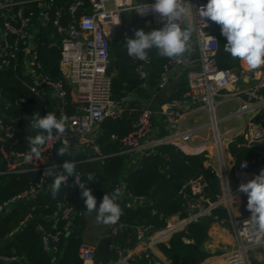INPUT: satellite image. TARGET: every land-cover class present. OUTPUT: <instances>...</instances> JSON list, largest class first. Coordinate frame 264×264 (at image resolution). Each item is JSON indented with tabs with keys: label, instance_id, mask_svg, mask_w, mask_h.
I'll return each instance as SVG.
<instances>
[{
	"label": "built area",
	"instance_id": "obj_1",
	"mask_svg": "<svg viewBox=\"0 0 264 264\" xmlns=\"http://www.w3.org/2000/svg\"><path fill=\"white\" fill-rule=\"evenodd\" d=\"M32 2L36 4L37 12L29 9V3ZM187 2L185 7L189 8V12L179 23L182 28L193 30L190 52L195 53L197 60L189 56H186L185 62L180 63L175 59H168L163 65L157 85L158 89L164 90L171 82L172 75L182 70L185 71L183 76L188 82L187 91L182 99L168 101L157 110L151 107L142 109L137 114L132 131L124 137L112 135L111 140L121 147L119 155L128 157L133 162L140 161L160 145L174 144L179 147L178 142L189 143L192 132H182L177 127L194 109L205 108L212 115L211 124L215 133L213 145L222 165L219 171L212 166L210 168L221 181L222 195L212 202L207 197L209 184L204 177L187 178L181 192H189L193 197L186 209L188 216L171 218L164 229L157 231L153 225L135 226L136 247L130 250L117 244L111 245L110 251L117 255V259L107 264H132L135 256L144 253L139 250L147 243L151 242V246L145 252L153 250L154 245L168 242L175 233L186 229L188 225L212 217L213 212L219 208L226 209L235 238L234 247L224 254L228 264H252V252L264 247V235L251 234L248 221L250 215L244 216L237 212L234 198L238 191L230 187L223 158V141L226 148L237 136H243V144L248 148L263 143L264 121L253 120L233 136L221 135L214 115L216 99L225 91L243 95L248 102L264 106V66L256 70L241 67L236 71L221 68L217 59L218 25L207 18L204 21L198 13V8L206 5L208 0ZM154 3L155 1L137 0H71L64 14L58 8L56 0H0V72L8 68L21 69L23 78L20 80L23 87L40 101L26 96L6 101L0 93V164L5 166L4 170H0V176L40 173L38 181L29 190L0 200V217L10 215L18 203L44 193L47 186L51 188L50 184L46 185L49 176H44L43 172L53 163L62 170V164L55 158L58 146L69 145L73 148L71 152H76L77 156L84 155L86 162L104 163L107 155L98 144L101 127L109 119H122L128 101L125 98L120 101L112 99V76L108 71L112 64L113 30L125 14L133 15L138 21L148 24L152 30L162 28L164 22L150 7ZM42 29H52L61 38L59 68L63 79H53L44 72L37 48ZM150 60L149 55L147 62L137 61L136 70L144 88L147 87L146 67ZM132 111L135 110L129 112ZM36 112L41 117L48 112L55 113L58 118L66 115L68 127L62 136H55L45 145L40 160L33 159L26 164L23 157L29 150L19 149L21 140L17 138V134L22 129L32 130L29 125ZM156 117L163 119L168 135L161 136V127L154 122ZM216 132L219 135L217 138ZM203 153L201 151L199 154ZM205 156L209 158L206 153ZM252 164L259 169L264 167V152L253 159ZM74 181L75 177H69L68 184L62 186L78 187ZM81 182L85 183L82 179ZM86 187L89 188L87 183ZM117 189L123 194L119 201L129 209L141 207L146 202L144 197L134 196L123 182L114 187V191ZM90 190L92 192L93 188L90 187ZM122 213L116 224H109L110 233L107 237L113 238L127 227L123 221V208ZM86 214V210L76 208L67 200L57 202L49 217L50 230H44L41 236L43 250L47 253L56 252L62 237L72 233L76 220L84 218ZM32 217L29 214L13 233H18ZM96 251L97 246L83 243L79 249L82 264H103L97 260ZM17 261V256L3 254L0 250V264ZM161 264L172 263L162 261Z\"/></svg>",
	"mask_w": 264,
	"mask_h": 264
},
{
	"label": "trees",
	"instance_id": "obj_2",
	"mask_svg": "<svg viewBox=\"0 0 264 264\" xmlns=\"http://www.w3.org/2000/svg\"><path fill=\"white\" fill-rule=\"evenodd\" d=\"M33 1V0H28ZM58 8L65 14L71 0H56ZM137 1H155V0H137ZM29 9L36 12V4L29 3ZM133 29H138L137 19L134 18L124 37L116 46V53L113 54L112 44V64L109 68V74L112 76V99L120 101L128 99L126 111L122 119L107 120L102 125L101 135L98 144L104 154L107 155L104 163L86 162L84 155H78L73 159L71 154L63 157L57 155L58 146L55 151V158L59 164L63 161L72 160L77 163V172L80 174L83 182L93 188L92 195L97 199V206L102 201L105 193H112L114 187L123 182L130 192L136 197H144L146 202L141 207L129 209L125 203L120 204L124 209L125 215L123 221L127 227L122 229L117 236L105 237L97 246L96 257L99 262H107L117 259V255L110 251L111 245H120L133 250L137 245L134 228L137 225H153L155 230L164 229L168 221L178 216L185 218L188 216L186 209L193 197L189 192H181L183 183L187 178L204 177L209 184L207 197L212 202L216 201L222 195V185L219 177L213 173L210 167L205 164L208 158L203 154H188L183 149L174 144H163L156 148V151L142 157L135 168L129 171L119 181V176L126 168L127 163L133 160L119 155L121 147L111 140L112 135L124 137L132 131L137 114L144 108L151 107L153 101V91L157 88L158 79L163 65L168 58H161L156 50L149 51L151 60L147 66L148 79L147 87H143L137 72V60L127 55L124 44L126 35H132ZM216 34L219 39L218 64L221 68L231 69L233 71L241 68L240 61L233 59L224 51V44L227 40L221 35V28L218 25ZM123 36V35H122ZM56 41V46L51 43ZM61 38L52 29H42L38 36V50L44 65V72L53 79H63L59 68L61 52L59 49ZM186 56L194 58L196 55ZM22 70L13 68L4 69L0 72V93L6 101L26 96L31 100L38 101L22 85ZM185 75L179 82H176L173 89L171 100L182 99L187 91V81ZM133 95L129 98V95ZM40 102V101H38ZM162 105V104H160ZM159 107V106H158ZM157 107V108H158ZM156 108V110H157ZM135 110L129 112L130 110ZM256 121H262L258 118ZM154 122L161 127V136L168 135L163 129L165 125L163 119L154 118ZM216 128V124H214ZM35 130L22 129L17 138L21 140L19 149L29 150L26 137L34 136ZM216 132V138L218 137ZM243 136L233 138L229 144L231 155L234 159V168L230 173L229 181L232 186L238 185L235 179L236 173H248L256 169L252 160L264 152V142L256 145L254 148H248L244 144ZM71 149H73L71 147ZM71 153V152H70ZM247 162L246 168H241V163ZM5 166L0 164V170ZM93 173L97 178L95 182H87V174ZM39 172H31L23 175H3L0 176V200L7 199L13 195L29 190L39 179ZM53 178L49 177L47 184L52 185ZM50 189L45 188L44 193L39 194L34 199L18 203L13 212L8 216L0 217V239L9 237L19 228V225L29 214L33 217L26 222L18 231L15 241L7 248L2 250L3 254L17 256L19 261L7 264H82L79 257V249L83 242V235L86 228L85 218L76 220V227L69 235H64L58 250L53 253H47L43 250L42 233L44 230H50L49 217L59 201L67 200L76 208L86 210L84 199L80 197V189L77 186L67 188L61 187V190L55 199L51 198ZM212 218L218 222L230 226L229 215L224 208L216 209ZM211 222L208 218H203L187 226L186 229L175 233L166 243L158 244L159 250L165 258L172 264H203L208 257L203 245L208 240ZM132 264H159L156 257L150 252H144L137 255L131 261ZM107 264V263H106Z\"/></svg>",
	"mask_w": 264,
	"mask_h": 264
},
{
	"label": "clouds",
	"instance_id": "obj_3",
	"mask_svg": "<svg viewBox=\"0 0 264 264\" xmlns=\"http://www.w3.org/2000/svg\"><path fill=\"white\" fill-rule=\"evenodd\" d=\"M186 3L187 0H155L150 6L151 10L159 15L164 26L147 33L143 29H133V34L125 37L127 55L137 61L147 62L149 51L155 49L161 58L185 62L186 54L191 51L193 35L191 28H182L179 23L189 12V8L185 7ZM198 13L204 21L207 18L220 26L221 35L227 40L224 51L233 59L246 64L250 70L264 66V0H208L206 5L198 8ZM29 126L36 134L26 137L29 147L23 157L26 164L33 159L40 160L45 145L55 136H62L66 132L68 117L62 115L58 118L53 112L41 117L36 112L31 117ZM71 151V147L64 144L58 148L57 155L63 157ZM246 167V161L241 163V168ZM76 169L77 162L65 159L62 170L56 163L44 170V176L53 178L51 198L57 197L62 185L68 184L69 177H75L74 183L80 189V197L84 199L87 213L95 212L97 223L116 224L123 214L118 203L123 194L119 189L105 193L97 208V199L86 187V183L81 182ZM96 180L93 173L87 174V182ZM237 191L247 195L246 207L251 213L248 218L251 234L264 235V169L248 182L241 183Z\"/></svg>",
	"mask_w": 264,
	"mask_h": 264
},
{
	"label": "crops",
	"instance_id": "obj_4",
	"mask_svg": "<svg viewBox=\"0 0 264 264\" xmlns=\"http://www.w3.org/2000/svg\"><path fill=\"white\" fill-rule=\"evenodd\" d=\"M21 1H26V0H21ZM145 25L149 26L148 24ZM150 31H152L151 27H150ZM145 32L147 33V31ZM124 35L125 33L123 34L122 37H124ZM54 43H56V41H53L51 43V46H56L54 45ZM194 54L190 52L191 56ZM195 57L194 58L190 57V58L195 60ZM240 66L242 68H248L247 65L242 63L241 61H240ZM181 72L182 70L172 75L171 82L168 85V87L171 88L172 90L174 89L175 83L179 82L183 77V74L185 73V71H183L182 73ZM187 88H188V82H187ZM157 89L158 86L153 91V101L151 106H153L156 103V99L159 95ZM162 93H165V91L163 92L162 90ZM129 96H130L129 98H131L133 95L131 94ZM251 105L253 106L251 107ZM214 115L217 120V129L219 133L221 135L233 136L236 133H240L243 129H245L246 124H248L253 120H257L258 118H260L262 121H264V106L260 104H253L248 102L246 100V97L243 95H234L232 91H225L222 94V96L216 99V107H215ZM211 122H212V115L207 109L196 108L192 113L185 116V118L178 125L177 129L182 132H192V137L188 141L189 143H184V146L186 147H183L182 149L188 154H199L201 151H204L203 155H205L206 153L209 157L205 166L206 167L212 166L213 168L219 171L221 170L222 165L220 163V159L217 156V150L213 145L215 133ZM223 158L229 179L230 173L234 168V159L231 155L229 147L223 150ZM262 169H264V167L260 169L256 168L254 171L248 173H236L235 179L238 185L232 186L230 184L231 189L232 190L238 189V186L241 183L248 182L255 175H258ZM234 204L237 209V212L241 214L242 207L247 205V195L238 192L234 198ZM86 228H87V223H86ZM208 235L209 238L203 245L205 251L208 253V257L203 262V264H228L224 258V254L228 250L232 249L235 244L234 232L232 229L231 222H230V226H225L224 223L218 221L215 223L211 222V227L209 229ZM105 237H106L105 235L100 236L95 241H92L89 238L87 239L84 231L83 242L88 245L98 246V244ZM10 245L4 248L0 246V250L2 251L3 249L9 247ZM251 260H252V264H264V247L253 251L251 254Z\"/></svg>",
	"mask_w": 264,
	"mask_h": 264
},
{
	"label": "rangeland",
	"instance_id": "obj_5",
	"mask_svg": "<svg viewBox=\"0 0 264 264\" xmlns=\"http://www.w3.org/2000/svg\"><path fill=\"white\" fill-rule=\"evenodd\" d=\"M134 20V16L133 15H129V14H125L123 19L121 20V22L118 24L117 28L113 30V34H112V43H113V54L114 52L116 53V46L117 44L120 42L122 35L129 29L130 25L132 24ZM146 23H141L137 21V26L138 29H143L144 31L150 32V27L145 25ZM195 60H197V57H195ZM188 69V68H187ZM165 125H163V129ZM179 147L182 149L184 146V142H178ZM226 149L225 143L223 141V150ZM137 162H133V163H127L126 168L122 171L121 175L119 176V181H123L124 176L131 171L133 168L136 167V165L138 164L139 160H136ZM87 223V228L85 230V234L87 239L89 238L92 241H95L96 239H98L100 236H108L110 233V228H109V224L105 225L102 223H97L96 222V213L93 212L92 214H86V216L84 217ZM175 218H179L178 216L173 217V219ZM148 244V245H147ZM145 246L141 247L140 251H144L145 249H149V246H151V242L147 243ZM150 253H154L153 255L156 257L157 261L159 262V264H161L162 261H166L168 262V260L165 258V256L163 255V253L159 250L158 245H154L153 246V250L148 251ZM107 262H102L103 264L108 263Z\"/></svg>",
	"mask_w": 264,
	"mask_h": 264
},
{
	"label": "water",
	"instance_id": "obj_6",
	"mask_svg": "<svg viewBox=\"0 0 264 264\" xmlns=\"http://www.w3.org/2000/svg\"><path fill=\"white\" fill-rule=\"evenodd\" d=\"M165 91V93H162V90L161 89H157V92L159 93L157 99H156V103L151 106L152 109H155L157 108L158 106H160V104H164L168 101H170V98L172 97V94H173V90L169 87H166L163 92ZM73 157V159H75L77 157V153L76 152H71L70 153ZM187 212V210H186ZM241 214L244 215V216H248V215H251V213L247 210V207L246 205L244 207H242L241 209ZM208 220L212 223H215L217 222L216 219L212 218V217H209ZM18 236V233L15 232V233H12L9 237L7 238H4V239H0V246L2 248L10 245Z\"/></svg>",
	"mask_w": 264,
	"mask_h": 264
}]
</instances>
